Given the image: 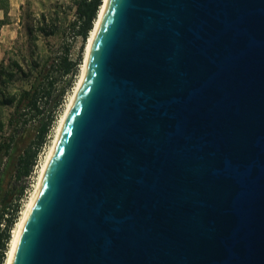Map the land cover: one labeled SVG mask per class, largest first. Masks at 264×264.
Here are the masks:
<instances>
[{"label":"water","instance_id":"obj_1","mask_svg":"<svg viewBox=\"0 0 264 264\" xmlns=\"http://www.w3.org/2000/svg\"><path fill=\"white\" fill-rule=\"evenodd\" d=\"M12 264H264V0H109Z\"/></svg>","mask_w":264,"mask_h":264},{"label":"trees","instance_id":"obj_2","mask_svg":"<svg viewBox=\"0 0 264 264\" xmlns=\"http://www.w3.org/2000/svg\"><path fill=\"white\" fill-rule=\"evenodd\" d=\"M102 4L103 0L77 2L83 44L94 28ZM4 14L8 19L7 10ZM25 17L26 52L7 50L0 63V264H5L13 230L28 197L30 178L81 62L80 56L75 62L69 60L68 50L65 56L54 60L38 44L42 37L55 36L61 29L57 8L48 14ZM63 76L70 79L60 87ZM19 79L29 80V87L15 90Z\"/></svg>","mask_w":264,"mask_h":264},{"label":"rangeland","instance_id":"obj_3","mask_svg":"<svg viewBox=\"0 0 264 264\" xmlns=\"http://www.w3.org/2000/svg\"><path fill=\"white\" fill-rule=\"evenodd\" d=\"M4 1L5 0H0V22H3V24L0 25V63L5 58V52L7 50L24 49V52H26V49L24 47V45H26V43H24L26 36L25 26L27 25L26 19L24 20V18H26L25 15H30L31 17H33L39 16L43 13L48 14L52 11V9L55 8H57V10L60 12L61 29L55 36L48 38L42 37L38 44L41 48H44L54 60L57 61L61 57L65 56L66 50H68V58L72 62L78 60L79 56L81 57V62L79 64L75 83L69 93H67L64 104L60 108V113L56 115L57 121L52 130V135L48 138V143L43 148L39 157L38 164L35 167V171L30 178L31 186L28 197L24 201V206L22 208L23 211L37 184L41 166L45 161V158L47 157L50 147L55 138L59 120L64 113L68 102L70 101L71 95L73 94L77 81L80 77L88 39L83 44L82 39L79 36L81 19L77 11V2L80 0H7L5 1V3H3ZM6 10L8 19L4 14ZM22 18L23 21L21 22ZM69 79L70 76H63L61 80H59V86H63L64 83H66V81H68ZM28 87L29 80L19 79L16 81L14 89L17 90ZM9 112L10 109H8V113Z\"/></svg>","mask_w":264,"mask_h":264},{"label":"bare ground","instance_id":"obj_4","mask_svg":"<svg viewBox=\"0 0 264 264\" xmlns=\"http://www.w3.org/2000/svg\"><path fill=\"white\" fill-rule=\"evenodd\" d=\"M108 3H109V0H103V4L101 6V9L99 11V14H98V17L95 21V25H94V28L93 30L91 31L90 33V36L88 38V42H87V46H86V52H85V58H84V63H83V66H82V69H81V73H80V77L77 81V84L75 86V89H74V92L73 94L71 95V98H70V101L68 102L67 104V107L64 111V113L62 114L60 120H59V123H58V126H57V129H56V134H55V138L53 140V143L50 147V150H49V153L47 155V157L45 158V161L43 162L42 166H41V169H40V172H39V178H38V181H37V184L35 186V189L34 191L32 192L25 208L23 209V211L21 212L20 214V219L19 221L17 222L14 230H13V234H12V240H11V243H10V247H9V250L7 252V258H6V261H5V264H12L13 262V258H14V255H15V252H16V248H17V245H18V242H19V239H20V236H21V232H22V229L24 227V224H25V221L28 217V214L34 204V201L37 197V194L40 190V187L43 183V180L45 178V175L48 171V168L50 166V163L52 161V158H53V155L55 153V150H56V147H57V144H58V141L60 139V136H61V133H62V130L64 128V125L66 123V120L70 114V111L85 83V80L87 78V75H88V72H89V53H90V50H91V47L93 45V42L95 40V37L97 35V32L99 30V27L101 25V22H102V19L104 17V14L106 12V9L108 7Z\"/></svg>","mask_w":264,"mask_h":264}]
</instances>
